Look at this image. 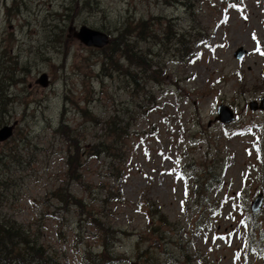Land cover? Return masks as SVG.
Returning <instances> with one entry per match:
<instances>
[{
    "label": "rangeland",
    "instance_id": "374dc122",
    "mask_svg": "<svg viewBox=\"0 0 264 264\" xmlns=\"http://www.w3.org/2000/svg\"><path fill=\"white\" fill-rule=\"evenodd\" d=\"M189 1L0 0V127L13 125L0 215L58 264L83 263L88 247L109 259L103 242L108 264H264V110L249 108L264 96V0ZM81 25L109 42L142 32L143 64L85 46L69 32ZM219 104L233 121L215 120ZM112 118L129 134L110 137ZM99 141L118 149L83 153ZM65 185L81 206L56 198Z\"/></svg>",
    "mask_w": 264,
    "mask_h": 264
},
{
    "label": "trees",
    "instance_id": "16d2710c",
    "mask_svg": "<svg viewBox=\"0 0 264 264\" xmlns=\"http://www.w3.org/2000/svg\"><path fill=\"white\" fill-rule=\"evenodd\" d=\"M191 2L195 0H190ZM189 1V4L191 3ZM187 3L184 2L183 5L185 6ZM188 4V5H189ZM60 17V16H59ZM145 21L141 20L139 24L135 25L136 27H142L144 26ZM141 29V28H140ZM128 26L125 29H121V31L114 37L110 39V42L105 47L109 50H114L117 52H120L123 56H125L126 60L129 61V63L134 64V66L141 65L143 62L141 61L142 49L140 45V41L144 39V35L142 32L138 31L136 33H125L128 31ZM175 38L173 41H171V44L174 46L175 50L177 51H183L188 52V47H181L182 44H184L183 38L184 33L178 32L175 33ZM138 54L136 57L135 55ZM113 58L112 52L106 55V57L103 60L102 65H104V62H107V60H110ZM117 62V61H115ZM131 75L135 82H137V74L134 75V73H128L126 72V76ZM7 94V93H6ZM7 97V96H5ZM6 100V99H5ZM4 100V101H5ZM5 103V102H4ZM3 103V105H4ZM1 106V105H0ZM140 108L144 109L142 113L143 115H146V109L144 108V105L140 106ZM149 107H147L148 109ZM0 108V113L3 110ZM1 115V114H0ZM129 115V114H128ZM1 120V118H0ZM116 119L112 118L107 122V128L108 132L107 134L111 137L113 133L115 132L116 135L120 136L122 138L124 135H128L129 131L127 132V125L129 122L126 120H121L119 124L116 126ZM115 122V123H114ZM110 123L112 125H110ZM110 127V128H109ZM112 127H117L116 130H112ZM116 144H106L103 141H99L96 144L91 145L87 150H84V154L88 156H113V150L118 149V147H115ZM76 158L74 160V163L79 161L80 152L78 144L76 143ZM122 152V150H121ZM123 152L121 155H119V158H122ZM69 170L71 173L73 171V165L71 168V164L68 161ZM207 186V185H206ZM206 188V187H205ZM59 198L60 202L68 205V202L71 201V203H76L78 205H82L81 201L77 198H75V195L70 193L67 186L65 185L64 188H60L58 190V195L56 198ZM81 216H79L80 220ZM84 220V219H82ZM79 222L78 227L79 230L83 231V227ZM112 226H106L104 228V232H110L114 233L115 230H111ZM108 243L103 242L101 245L104 248V252L101 254L109 253L107 257L109 259H103L99 257V255L92 253L91 248H86L84 250V253L82 255L83 263L80 264H108L109 262H112L110 259L111 253L110 249L111 246L107 245ZM109 251V252H108ZM58 261L54 259V257L51 255V253L41 244L37 241V238L30 233L29 229L25 227L22 223L17 222L15 219L11 217H7L6 215H0V264H58Z\"/></svg>",
    "mask_w": 264,
    "mask_h": 264
},
{
    "label": "water",
    "instance_id": "95a60500",
    "mask_svg": "<svg viewBox=\"0 0 264 264\" xmlns=\"http://www.w3.org/2000/svg\"><path fill=\"white\" fill-rule=\"evenodd\" d=\"M69 32H72V35L77 38L81 43L88 47L101 48L108 44L109 36L106 32L98 29L91 28L86 25H81L78 28H69ZM245 50L242 47H239L235 52L234 56L237 58H241ZM38 82L42 86L48 85V77L46 73H42L38 78ZM249 108L251 110L262 109L264 110V96H262L259 100H252L249 102ZM234 119L233 110L228 107L226 104H219L217 107V115L215 120H219L223 123L231 122ZM13 125H3L0 127V141H5L9 139L12 135ZM262 195L259 194L256 200L252 201L251 210L255 212L261 207Z\"/></svg>",
    "mask_w": 264,
    "mask_h": 264
},
{
    "label": "snow or ice",
    "instance_id": "6c2138e0",
    "mask_svg": "<svg viewBox=\"0 0 264 264\" xmlns=\"http://www.w3.org/2000/svg\"><path fill=\"white\" fill-rule=\"evenodd\" d=\"M253 38L255 39V35H254ZM257 51H259V48H257ZM262 54H264V53H262ZM257 151H259V149H257ZM186 195H187V192H186ZM182 205H183V202H182ZM239 223L244 225L245 227H247V224H246V222L244 220L239 221ZM229 235H231V233ZM237 258H239V257L237 256Z\"/></svg>",
    "mask_w": 264,
    "mask_h": 264
}]
</instances>
